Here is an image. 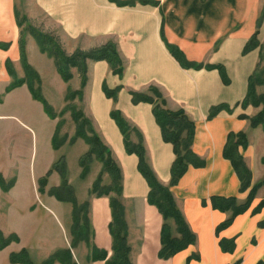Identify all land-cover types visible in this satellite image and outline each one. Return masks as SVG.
Here are the masks:
<instances>
[{
    "label": "crops",
    "instance_id": "obj_1",
    "mask_svg": "<svg viewBox=\"0 0 264 264\" xmlns=\"http://www.w3.org/2000/svg\"><path fill=\"white\" fill-rule=\"evenodd\" d=\"M261 1L29 0V8L34 10L29 13L34 16L47 14L55 26L46 29H60L65 48L67 45L74 49L93 48L114 41L124 60L122 75L115 73L106 59L89 61L82 106L122 166V201L131 256L136 264H264V184L258 187L249 207L234 215L232 222L220 230L218 226L233 212L214 207L212 201V196H234L239 203L244 202L255 184L264 179V126H252L250 118L244 117V114L254 116L263 105H243L249 77L261 61V47L244 50L257 30ZM19 6L18 0H0V118L17 117L24 129L18 136L14 130L0 131L2 148L7 151L5 144L16 142L18 153L9 154L6 160L0 154V170L6 172L4 164L12 158L19 168L16 183L9 191H3L0 186V227L5 232L18 233L21 238L19 244L13 241L0 250V264H21L12 263L10 253L33 245L41 236V218L37 214L38 207L40 209L37 204L39 178L53 167L60 154H66L53 143L57 118L51 117L43 102L34 97L28 82L8 89L16 77L9 63L16 66L18 77H26L21 62L22 28L17 10L21 14L27 12ZM263 34L264 21L259 33L262 44ZM26 41L29 62L41 77L58 72L55 59L40 49L33 34L26 35ZM167 43L181 49L189 61L203 63V67L183 66ZM218 64L225 68L228 81L221 70L214 67ZM105 84L111 89L121 86L116 98L106 94ZM69 86V83L65 88L61 85L60 89ZM151 86L164 93L169 107H182L195 120L193 149L205 160L203 166L190 165L179 182L172 186L197 240L169 258L159 255L164 217L157 205L149 202L150 185L139 170V156L127 151L125 136L111 115L114 108L120 109L142 132L149 162L159 179L169 183L176 156L174 145L163 137L154 104L134 101L133 92L151 94ZM258 91H264L261 85ZM85 93L89 98L87 104ZM219 104L224 107L209 117L211 108ZM16 121L12 126L21 128ZM241 131L246 132L247 141L238 149L252 172L247 188L242 187L232 160L224 155L229 134ZM131 138L139 141L135 131ZM76 142L73 149L81 146L77 159L89 150V144L81 137ZM22 152L43 155L41 161L33 162ZM75 167L80 174L81 166L75 164ZM90 173L92 169L88 175ZM60 181V172L54 169L50 186ZM53 199L51 204L55 207L49 209L53 212L56 208L67 217L66 211L59 206L62 201ZM88 213L92 226L91 246L83 242L85 250L77 261L79 264H107L114 242L110 231L113 219L110 197L94 195ZM101 250L107 251L105 259L96 257Z\"/></svg>",
    "mask_w": 264,
    "mask_h": 264
},
{
    "label": "trees",
    "instance_id": "obj_2",
    "mask_svg": "<svg viewBox=\"0 0 264 264\" xmlns=\"http://www.w3.org/2000/svg\"><path fill=\"white\" fill-rule=\"evenodd\" d=\"M264 16V8L258 19L257 30L253 36L249 39L245 46V51H249L255 47H261L262 43L259 39L260 28L262 26V20ZM17 18L19 25L22 28L20 38V49L22 55V62L24 67L34 69L29 64L26 57V37L25 33L30 32L36 38L42 51L47 52L54 57L57 65V69L64 78L68 81L72 77L71 68L77 66L81 77V87L77 89H69L67 92V100L69 101L67 109L72 111V117L76 124V131L71 141H76L79 137L83 138L89 144V150L80 158L82 166L81 177L85 178L91 168L92 162L97 159L102 163V169L98 177L93 183L91 188V194L96 196L108 195L110 197V204L112 208L113 219L110 223V231L113 236V254L110 258L106 259L107 264H136L131 257V245L129 243V231L128 224L125 218V206L122 201L123 196V169L119 161L112 152V149L104 141L93 124V120L89 117L85 111L79 107L75 102L76 98L84 99V88L88 80V58L89 59H106L111 64V67L115 73L122 75L125 70L124 60L120 54L116 42L110 41L101 46H96L90 49H83L78 47L73 53H68L61 41V38L50 30L38 28L31 22L26 14H21L17 10ZM171 52L185 67H203V63L191 62L184 55L183 51L178 47H175L167 43ZM11 68V63H9ZM214 67H218L222 74L226 76L225 68L218 64ZM12 71V69H11ZM29 73L36 76L34 70ZM14 74V72L12 71ZM23 79H16L13 77V81L9 85L8 89L23 83ZM27 82L31 88V91L35 98L41 100L44 104L47 113L55 118L56 112L53 105L41 94L38 88H35L34 82L31 79H27ZM264 85V63H259L249 77V89L247 96L243 100V105L254 103L256 105L262 104V109L254 116H247L251 120L252 126L263 125L264 126V91L259 92L258 86ZM121 86L116 88H109L104 85L105 92L109 97H117V92ZM150 89L153 93L147 94L143 92H133L134 101H148L154 104V114L161 126L163 137L167 141H171L174 145L175 159L171 167V180L169 183H163L153 166L149 162L147 157V150L144 144V138L142 132L132 124L123 112L114 108L111 111L112 117L116 120L125 136V145L128 152H136L139 156V170L146 177L150 191L148 194V200L150 203L157 205L160 212L164 217V223L162 227V247L159 255L163 258H169L176 254L178 251L193 244L197 240V234L191 229L187 222L185 215L180 208L177 197L175 196L172 186L176 185L184 173L188 170L190 165L203 166L205 164L204 158L197 154L193 149V142L196 132L195 120L187 113L184 108L173 109L168 106V100L164 93L155 86H151ZM223 104L213 106L211 108L209 117L216 115L222 108ZM61 121L57 125V130L53 137V143L55 148H59L60 144L64 141V138H60ZM135 131L139 136V141H132L131 135ZM247 134L246 132H231L228 136L227 144L224 148V155L232 160L233 165L242 180V187L247 188L250 185L252 172L249 166L246 164L243 155L239 152V145L246 144ZM245 142V143H244ZM264 160V157H263ZM52 169H56L61 173L62 183L59 186L52 187L50 193L54 194L60 200H69L74 202L73 220L74 223L79 224L84 219L89 220L87 206L89 201L83 204L75 203V197L73 193V187L68 179V168L66 167L65 157L56 161L47 174L39 179L40 190L45 191V186L48 183V178ZM108 174L110 177L109 183H104V175ZM0 183L5 191H8L15 183V179L7 182L4 176L0 172ZM264 184V179L259 181L251 189L247 200L244 202H238L237 197H221L212 196L213 206L220 208L224 211L232 210V215L218 226V230L222 227L228 226L234 215L245 210L249 207L258 187ZM80 238H78L79 240ZM82 239V238H81ZM83 239L89 244L88 237L83 236ZM19 241L20 237L13 233L6 236L0 229V249L7 246L11 241ZM78 240H74L73 244ZM94 249H96L94 247ZM102 253L97 254V258H106L107 251L101 250ZM12 262H21L23 264H37L31 257L28 248H22L18 252H12L10 255ZM56 260L62 264H78L74 260L71 249L63 251H57L53 253L46 261L41 264H53Z\"/></svg>",
    "mask_w": 264,
    "mask_h": 264
},
{
    "label": "rangeland",
    "instance_id": "obj_3",
    "mask_svg": "<svg viewBox=\"0 0 264 264\" xmlns=\"http://www.w3.org/2000/svg\"><path fill=\"white\" fill-rule=\"evenodd\" d=\"M18 1H19V5H20L19 7L24 9V11L28 13V14L27 13H24V14H26L29 17L31 22L34 23L36 25V27L43 28V29L47 30L46 27H48L50 25L55 26L54 24L51 23L47 14H36V16L30 14L29 11H34V10H33V8H29V5H28L29 0H18ZM263 8H264V0L261 1L260 12L263 11ZM262 21H264V16H263ZM262 24H263V22H262ZM50 31L54 32L56 35H58L60 37V29L58 30L56 28H52V30H50ZM29 33L30 32H26L25 37ZM30 34H32V33H30ZM263 40H264V34H263ZM73 49L74 48L70 47V45H67V47H66V50L68 53H73L76 50V49H74V50ZM83 49H90V48H83ZM261 50H262L261 61L259 63L263 64L264 63V41H263ZM28 52H29V50L27 48V41H26V57H27V60L29 62ZM45 53H47V52H45ZM48 55L50 57H53L50 54H48ZM21 58H22V56H21ZM90 60H95V59H89L88 58V60H87V62H88L87 74L89 71V66H90L89 61ZM55 63H56V61H55ZM29 64L34 69L27 70L24 67L23 62H22L23 68L25 69V73H26L25 78L18 77V74L16 71L17 68L14 65V63L11 64V69L13 72H15L16 79H18V80L23 79L24 81H27V79L28 80L31 79L34 82L35 88H38V90L41 92V94L53 105V108L57 114L55 118H57L58 123H59V121L62 122L60 132H59V134H60L59 136H60V138H64V141L60 144V147L62 148L60 151L62 153H64V152L66 153V154H60L57 161H59V159L65 157L66 167L68 168V179H69L70 184L73 187V193H74V197H75V201H76L75 203H77L79 205V204H83V203L89 201L88 206H87V210L89 212L90 207H91V200L94 196V194H91L90 191H91V188L93 186L94 181L96 180V178L99 175L98 173L101 172L102 163H100L99 160L95 159L91 164V167H93V168H90V170L92 169V173H90V175H87L85 178H82L81 173L79 174V170H77V167H75V164H77L78 167L81 166V163H80L81 157L80 158L77 157V159H76L77 152L80 150L81 146H79L78 149H77V147L73 149V146L77 144L76 141L80 137L76 141H73V142L71 141V138L74 136L75 131H76V130L74 131L76 124H75V121L73 120V117H72V111L70 109L66 108L68 103H69V101L67 100L68 90L69 89H77V88L81 87L82 77H81L80 71H79L77 66H73L71 68L72 77L68 81L64 80V78L62 77V75L60 74L59 71L58 72L55 71V74L50 73V77L43 78V77H41L40 73L35 69V67L30 62H29ZM31 70H34V72L36 73L35 77H33L34 75L29 76V73L32 72ZM68 83L70 84V86L68 88H66L67 90L66 89H60L61 85L63 88H65L66 85H68ZM71 84L74 87L71 86ZM261 86L264 90V85H261ZM151 93H153L152 90H151ZM75 102L79 105V107H81L85 111V108H83V106H82V100L81 99L76 98ZM88 102H89V98H88L87 94L85 93V103L87 104ZM16 120H18V121H16ZM13 121H16L21 126V128H18L17 126H14V125L12 126V124H14ZM7 124H10V126ZM3 129L14 130L16 132V136H18L19 131L24 130L22 127L21 120L19 118H17V117L12 118L9 116H4V118H0V131ZM56 130H57V128H56ZM72 132H73V134H72ZM21 133H23V132H21ZM16 136H15V138L17 139ZM1 140L2 139L0 138V154H2L4 156L5 160H6L7 156H9V154H14V155L18 154L16 151V147H15V144L17 145L16 142H15V144L13 142H9V143L5 144L7 146V151H6L2 148V146L4 144L1 142ZM75 142H76V144H74ZM69 152H70V154H67ZM84 154H81L80 156H83ZM22 155L26 156V159H30L33 162H39V161H41L43 154H24L22 152ZM69 158H70V160H69ZM74 160H75V162L73 163L72 161H74ZM70 161H71L72 165H70ZM5 166H6V168H5L6 172L4 170H0L1 174L4 176V178L7 182H10L11 180L15 179V183H16L19 168L15 162V159L12 158V159H9L8 161H6L4 164V167ZM81 169H82V166H81ZM53 170L54 169H52V171ZM51 173H50V175H51ZM46 174L47 173H45L43 176H45ZM50 175L48 178V183L45 186L44 192H42L40 190V183H39L40 193H39V197L37 199V201H38L37 204H40V209L38 207V213L37 214H39L40 218H41V225H42L41 236L34 240L35 243L33 245H31V246L25 245V248H28L31 257L33 258V260L37 264H41L42 262L46 261L53 253H55L57 251H63L66 249H71L73 256H74V260L79 264V262L77 261V258L80 259L82 253L85 250V248L83 247L84 246L83 242H86V240L83 239V236L88 237V240L91 242L92 226L90 223V219L89 220L84 219V220L80 221L79 224L74 223V220H73V224L71 223L72 217H73L74 202L72 200L71 201L60 200L59 198H57L56 195L50 193V189L52 187H55V186H50ZM43 176H41V177H43ZM60 177H61V181L56 186H59L62 183L61 173H60ZM92 180H94L93 183H92ZM109 182H110V177L106 173L104 175V183H109ZM15 183H14V185H15ZM0 186L3 189L1 183H0ZM3 191H5V190L3 189ZM53 198H57L58 200L62 201V203L59 202V206H61V208L64 211H66L67 217L65 215L62 216V214H60L56 208H54L53 212L49 209L50 207L53 208V206H54V204H51V203H54ZM37 204H36V206H37ZM18 209L21 212L23 211L22 208H18ZM0 229L2 230L1 227H0ZM2 231L6 236H9L10 234H13V233H15L19 236V234L16 232H9L8 233V232H5L4 230H2ZM78 238H80V239L78 240ZM74 240H78L77 243L75 242L73 244ZM13 241H15L17 244H19V242H21V238L19 241H16V240H13ZM13 241H11L9 244H11ZM7 246H5L4 248H6ZM89 246H91V244H89ZM4 248H2V249H4ZM22 248H24V247H22ZM2 249H0V250H2ZM20 250L12 251V252H18ZM11 253H10V255H11ZM76 253H77V256H76ZM10 261H11V259H10ZM56 262H60V261L56 260L54 263H56ZM12 263H21V262H12ZM80 263H83V262L80 261ZM21 264H23V263H21Z\"/></svg>",
    "mask_w": 264,
    "mask_h": 264
}]
</instances>
